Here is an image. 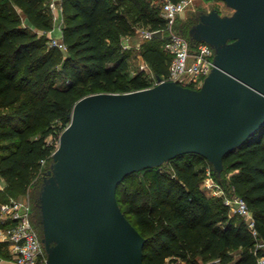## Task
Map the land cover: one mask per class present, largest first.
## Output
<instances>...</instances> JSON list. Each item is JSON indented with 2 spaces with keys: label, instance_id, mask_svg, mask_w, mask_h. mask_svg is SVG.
<instances>
[{
  "label": "trees",
  "instance_id": "1",
  "mask_svg": "<svg viewBox=\"0 0 264 264\" xmlns=\"http://www.w3.org/2000/svg\"><path fill=\"white\" fill-rule=\"evenodd\" d=\"M59 2L65 53L49 45L45 35L53 25L48 0H0V178L5 185L0 202L25 196L34 186L31 205L39 233L38 190L57 139L70 122L68 115L84 97L79 87H87L91 94L151 87L142 72L123 81L130 50L122 49L121 40L133 37L138 23L150 32L166 28L159 16L161 7L151 11L147 0ZM126 2L132 4L128 9L136 5L139 17L126 16L122 10ZM200 11L205 10L194 12L174 30L190 41L188 31ZM21 17L31 27L24 26ZM163 33L141 44L140 56L154 78L168 74L170 56L162 49ZM58 78L61 84L55 83ZM165 164L169 173L162 171ZM165 164L128 175L117 189L121 211L146 238L143 264H257L264 254L256 249V243L264 241V125L224 157L219 177L197 154ZM207 167L227 196L246 202L255 238L242 217L230 215L222 198L213 200L200 187ZM2 193L6 197L1 198ZM120 202L128 203L126 211Z\"/></svg>",
  "mask_w": 264,
  "mask_h": 264
},
{
  "label": "water",
  "instance_id": "2",
  "mask_svg": "<svg viewBox=\"0 0 264 264\" xmlns=\"http://www.w3.org/2000/svg\"><path fill=\"white\" fill-rule=\"evenodd\" d=\"M220 1L231 15L200 11L188 31L214 50L198 89L156 76L75 102L38 190L42 264H143L146 238L117 202L125 177L185 154L219 177L224 157L264 125V0Z\"/></svg>",
  "mask_w": 264,
  "mask_h": 264
},
{
  "label": "built area",
  "instance_id": "3",
  "mask_svg": "<svg viewBox=\"0 0 264 264\" xmlns=\"http://www.w3.org/2000/svg\"><path fill=\"white\" fill-rule=\"evenodd\" d=\"M195 2L196 0H162L159 16L166 21V28L160 31V36L163 32L167 33L162 49L170 56V63L167 76L161 80L198 89L213 67L214 50L205 42L192 44L174 30L175 20L187 9L194 7ZM49 8L52 12L60 10L55 0L50 2ZM157 32L159 31H147L145 37L149 39ZM49 45L63 53L67 51L61 39H50ZM155 84L157 81L153 77L151 86ZM202 183L205 190L213 196L222 197L230 215H238L245 220L248 232L255 238L257 231L246 202L236 195L227 196L222 186L213 178L209 167L206 168ZM32 217V205L24 198L10 197L7 201L0 202V243L5 244L8 250L5 264H42L46 261L47 254ZM261 248L264 249V241L256 243V249ZM257 264H264V254L257 258Z\"/></svg>",
  "mask_w": 264,
  "mask_h": 264
},
{
  "label": "rangeland",
  "instance_id": "4",
  "mask_svg": "<svg viewBox=\"0 0 264 264\" xmlns=\"http://www.w3.org/2000/svg\"><path fill=\"white\" fill-rule=\"evenodd\" d=\"M50 0H48L49 2ZM150 1L148 2V8L151 11H155L157 9H159L161 7V1L160 0H147ZM206 3V4H204ZM204 3H200V4H195L194 7H191L189 9H187L184 13H182L174 22V26L182 21L187 20L194 12L198 11V10H205V11H209L211 9H217L218 12L221 15H231L233 13V11L226 7V5L224 4V2L220 1V0H204ZM130 6H132V4L130 2H126L124 4V8L122 9L123 12H126V16L131 20V19H135L136 17H139V10L137 9L136 5L135 8H131L128 9ZM128 9V10H127ZM62 25V23H61ZM148 31V28H144L140 25V23L135 24V35L133 37H129L128 41L124 40L125 43H127L131 50H130V57H129V68H128V75L125 76L123 78V81H127L129 79V77H131L134 74H137L139 72L143 73V77L146 81L153 82V74L150 70V68L142 61V58L140 56V51H141V44L147 40V38L145 37L146 32ZM164 37L166 38L167 33H163ZM58 35V31L56 30V32L54 33V36ZM56 84H61L62 83V79L58 78L55 81ZM79 91L82 92L84 96L90 95V91L88 90V88H83V87H79ZM7 124H9L10 122L7 121ZM61 123H58V125H60ZM39 133H37L35 136H38ZM48 141H52L53 137L52 136H48L47 137ZM58 141V139H57ZM162 171H164L165 173H169L170 172V168L168 165H163ZM140 175L135 176L136 181L138 182ZM203 181V180H202ZM127 183V181H126ZM200 187L205 191L206 195L215 200L217 198V196H213L211 193H209L208 191L205 190L203 183L201 182ZM34 186L29 188L28 193L25 196H22L21 198H24L26 200H28L31 204H32V198H33V194H34ZM121 192H119V198L122 197L121 196ZM2 197H6L5 193L1 194V198ZM222 198V197H219ZM216 203H220V200L218 199V201L216 200ZM121 207L123 209V211L127 210L128 207V203L126 202H120ZM33 210V209H32ZM33 223L35 224V226H37L36 224V219L34 216V212H33ZM133 220V218H131ZM263 251L264 249L261 248ZM177 264H184V263H177Z\"/></svg>",
  "mask_w": 264,
  "mask_h": 264
},
{
  "label": "crops",
  "instance_id": "5",
  "mask_svg": "<svg viewBox=\"0 0 264 264\" xmlns=\"http://www.w3.org/2000/svg\"><path fill=\"white\" fill-rule=\"evenodd\" d=\"M52 0H50L48 2V8H49V4ZM55 2L57 3V5H59V9L58 11L56 12H52L51 10V13L53 15V25H52V29L51 31L49 32H45V35L49 38V39H61V28H62V7L60 5V2L59 0H55ZM204 3V0H196L195 4H200V3ZM206 4V3H204ZM50 9V8H49ZM22 18V21H23V25L24 26H28V27H31L30 24L24 19V17H21ZM56 30L58 31V35L57 36H54V33L56 32ZM38 34H43L42 31H37ZM128 38L129 37H125V38H122L121 40V47L123 50H131L130 46L124 42V40H127L128 41ZM143 61V60H142ZM4 182L2 181V179L0 178V191H3L4 189ZM1 226V224H0ZM8 256V250H7V247L5 244L3 243H0V264H5V259L7 258Z\"/></svg>",
  "mask_w": 264,
  "mask_h": 264
}]
</instances>
